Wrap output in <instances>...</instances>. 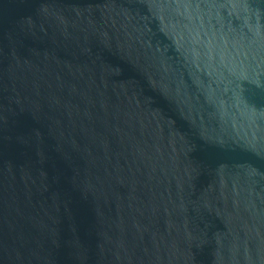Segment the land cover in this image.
<instances>
[{
  "label": "water",
  "instance_id": "95a60500",
  "mask_svg": "<svg viewBox=\"0 0 264 264\" xmlns=\"http://www.w3.org/2000/svg\"><path fill=\"white\" fill-rule=\"evenodd\" d=\"M0 264H264V0H0Z\"/></svg>",
  "mask_w": 264,
  "mask_h": 264
}]
</instances>
